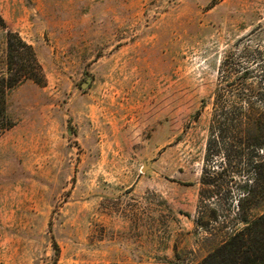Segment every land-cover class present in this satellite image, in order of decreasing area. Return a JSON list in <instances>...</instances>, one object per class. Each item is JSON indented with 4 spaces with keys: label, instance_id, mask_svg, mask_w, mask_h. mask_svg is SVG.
I'll return each mask as SVG.
<instances>
[{
    "label": "rangeland",
    "instance_id": "obj_1",
    "mask_svg": "<svg viewBox=\"0 0 264 264\" xmlns=\"http://www.w3.org/2000/svg\"><path fill=\"white\" fill-rule=\"evenodd\" d=\"M0 16V75L10 31L42 79L6 94L0 264H200L264 213V0Z\"/></svg>",
    "mask_w": 264,
    "mask_h": 264
},
{
    "label": "trees",
    "instance_id": "obj_2",
    "mask_svg": "<svg viewBox=\"0 0 264 264\" xmlns=\"http://www.w3.org/2000/svg\"><path fill=\"white\" fill-rule=\"evenodd\" d=\"M0 27H5L1 16ZM6 34V72L0 75V133L11 127L6 116V94L22 82H42L33 48L18 34ZM200 264H264V213L252 221L244 220V228L233 233Z\"/></svg>",
    "mask_w": 264,
    "mask_h": 264
},
{
    "label": "water",
    "instance_id": "obj_3",
    "mask_svg": "<svg viewBox=\"0 0 264 264\" xmlns=\"http://www.w3.org/2000/svg\"><path fill=\"white\" fill-rule=\"evenodd\" d=\"M89 82H90V79H87L86 82H85L84 84L81 85V89H84L85 87H87L88 84H89ZM146 168H147V165H144V166L142 167L141 171L144 172Z\"/></svg>",
    "mask_w": 264,
    "mask_h": 264
},
{
    "label": "flooded vegetation",
    "instance_id": "obj_4",
    "mask_svg": "<svg viewBox=\"0 0 264 264\" xmlns=\"http://www.w3.org/2000/svg\"><path fill=\"white\" fill-rule=\"evenodd\" d=\"M90 83H91V79H90V82H89V84H90ZM89 84H88V85H89Z\"/></svg>",
    "mask_w": 264,
    "mask_h": 264
}]
</instances>
